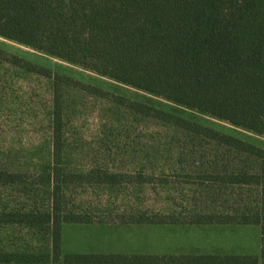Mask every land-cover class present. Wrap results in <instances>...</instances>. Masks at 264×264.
Returning a JSON list of instances; mask_svg holds the SVG:
<instances>
[{
	"label": "rangeland",
	"instance_id": "rangeland-1",
	"mask_svg": "<svg viewBox=\"0 0 264 264\" xmlns=\"http://www.w3.org/2000/svg\"><path fill=\"white\" fill-rule=\"evenodd\" d=\"M0 51L36 67L0 59V172L19 176L0 182V264H64L63 255L82 246L66 231L54 263L53 225L42 214L57 217L60 226L76 218L117 233L121 222L239 220V214L260 212V185L230 182L249 176L262 181L264 136L1 36ZM203 129L263 153L221 143ZM109 175L115 182L102 181ZM250 235L257 251L252 229ZM30 256L44 261L26 262Z\"/></svg>",
	"mask_w": 264,
	"mask_h": 264
},
{
	"label": "trees",
	"instance_id": "trees-1",
	"mask_svg": "<svg viewBox=\"0 0 264 264\" xmlns=\"http://www.w3.org/2000/svg\"><path fill=\"white\" fill-rule=\"evenodd\" d=\"M0 36L198 114L264 136V0H0ZM0 59L36 69L2 51ZM40 71L48 73L44 69ZM54 78L56 86L59 77ZM58 93L56 86V107ZM133 105L139 109L145 107L138 103ZM146 109L155 115L167 116L158 110ZM203 131L210 138L240 150L263 153L231 136L210 129ZM59 144L56 133L55 152ZM261 175L262 181L249 176L246 181L236 177L230 182L260 185L262 207L259 213L239 214V220L225 221L196 218L130 222L258 224L262 232L261 264H264V166ZM18 177L0 172V182L15 181ZM110 177L102 181L115 182ZM23 216L32 221L36 218L34 214ZM40 217L53 225V262L57 263L62 222L49 214ZM63 222L90 223L76 218ZM30 257L25 261H44ZM63 260L65 263L113 264L257 263L255 258L238 256L174 259L86 254L65 255Z\"/></svg>",
	"mask_w": 264,
	"mask_h": 264
},
{
	"label": "crops",
	"instance_id": "crops-1",
	"mask_svg": "<svg viewBox=\"0 0 264 264\" xmlns=\"http://www.w3.org/2000/svg\"><path fill=\"white\" fill-rule=\"evenodd\" d=\"M68 223V224H67ZM60 227L59 248L67 231L82 246L65 255H119V256H164L174 259L191 257H252L261 264L262 232L258 224L235 223H131L117 224V233H107V227L93 222H67ZM257 228L254 229V227ZM252 229L255 249L250 246ZM254 229V230H253ZM111 240V241H109ZM240 244V245H239ZM254 247V245H253ZM115 249V252L105 250ZM63 255V256H65ZM64 264H113V263H64ZM154 264V263H117ZM192 264V263H162ZM202 264V263H201Z\"/></svg>",
	"mask_w": 264,
	"mask_h": 264
}]
</instances>
